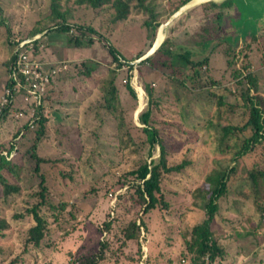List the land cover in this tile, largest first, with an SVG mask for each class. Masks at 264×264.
<instances>
[{
	"label": "rangeland",
	"instance_id": "1",
	"mask_svg": "<svg viewBox=\"0 0 264 264\" xmlns=\"http://www.w3.org/2000/svg\"><path fill=\"white\" fill-rule=\"evenodd\" d=\"M180 1L145 0L146 6L158 13L159 25L152 40L141 24L145 17L141 11H132L126 19L113 21L111 8L94 11L79 6L75 0H62L61 9L68 8V14L73 12L77 21L90 22L102 35L100 39L85 31L84 36L77 37L83 43L76 45L74 36L69 41L68 35L58 30L43 29L30 36L34 27L47 28L52 24L53 19L48 16L49 0H0V95L8 60L21 39L44 35V54L38 56L37 51V56L45 63L67 65L60 72L63 78L51 83L47 103L44 101L47 128L36 148L41 157L49 159L40 163L47 185V206L40 210L46 222L44 238L39 247L28 245L23 252L25 232L33 220L28 214L17 219L12 214L25 211L37 200L28 194L39 188V178L33 173L29 153L22 158L14 156L12 159L20 166L17 174L6 170L2 173L9 182L19 184L20 190L3 198L0 184V216L9 221L8 227L0 231V264H8L13 257L18 258L19 264H81L102 243L105 258L98 264H194L187 229L201 219L202 210L193 205V191L198 186H207L205 176L223 165V156L229 155H221L213 140L214 132L207 126L218 114L214 95L235 102L232 91L236 89L238 76L246 73L241 68L246 59L242 55L248 48L246 44H250L247 51L255 53L249 68L257 77L258 92L264 96V0H215L217 6L226 3L230 10L218 7L204 15L199 5L212 0H201L186 5L173 16L182 6H177ZM244 4L250 20L262 27L250 35L247 33L248 37L239 38V27L232 24V14L243 11ZM71 8H82L87 15ZM203 27L207 31L202 41ZM89 36H93L92 42L86 43L83 38ZM157 36L162 40L170 36L173 47L186 50L194 61L207 58V65L199 66L200 79L196 68L189 66L170 75L169 67L151 68L149 63L136 62L140 57L138 51L145 54ZM103 41L132 67H118L112 62ZM23 47L30 50L32 46L23 44ZM82 60L93 68L89 77L71 70L75 62ZM233 67H239L241 74L234 75ZM111 76L117 87L115 114L105 107L100 92ZM125 82L134 88L135 99L124 88ZM148 84L156 101L150 107L149 123L162 135L167 163L176 164L183 158L190 163L179 172L163 174L161 195L167 205L143 212L128 171L143 159L149 161L159 156L157 145L148 155L141 130L144 124L139 120L140 113L148 108L145 89ZM18 121L8 120L4 127L12 130ZM129 131L131 139L122 142V134ZM25 140L21 144L27 148L32 141ZM0 141L5 146L12 143L11 132L2 130ZM13 153L8 152L7 157L11 158ZM261 159L264 141L244 156L242 169H251ZM242 176L235 175L227 185L226 196L219 200L214 234L225 250L223 264H264V223L255 227L259 216L252 202L253 194L246 198L239 195L250 188ZM253 187L254 194L264 199V178H258ZM133 221L138 228L128 236Z\"/></svg>",
	"mask_w": 264,
	"mask_h": 264
},
{
	"label": "trees",
	"instance_id": "2",
	"mask_svg": "<svg viewBox=\"0 0 264 264\" xmlns=\"http://www.w3.org/2000/svg\"><path fill=\"white\" fill-rule=\"evenodd\" d=\"M79 6L83 8H91L94 11L101 9L103 7L111 8L113 10L112 19L113 21H122L126 19L132 11H141L145 13V17L142 20L141 24L149 34L151 39L155 35L157 26L159 25L158 13L154 11L152 7L146 6L145 0H75ZM187 0H181L177 6L184 4ZM62 0H49V18L53 19L51 25L47 28L34 27L30 36H33L37 33H40L43 29L49 30H58L65 32L68 35L69 41H71L72 36L74 43L80 45L83 42L79 41L77 37L84 36V32L88 31L93 35H98L100 38L102 35H99V32L92 26V24L84 23L82 20H76L77 16L75 14H68L69 9H61ZM225 4V3H223ZM200 13L204 15L208 10H212L217 7V3L214 1H207L201 3ZM211 6V7H210ZM176 7V6H175ZM74 9V10H73ZM175 9V8H174ZM72 11H76L80 14L87 15V12L80 8L75 9L71 8ZM70 10V11H71ZM0 22L2 23L1 19ZM203 40H205V35L207 28H202ZM78 31L79 33H76ZM41 35L39 38L33 39L24 45L31 44L30 53L32 56H35L37 59L41 60L38 56L44 54V47L46 44ZM86 43L92 42L93 36L83 38ZM102 39V38H100ZM153 40V39H152ZM23 41V39H21ZM18 43V42H17ZM43 43V44H42ZM103 46L109 51L111 56V61L116 63V65H128L129 68L132 67V64H129L119 56L116 51L106 42L103 41ZM250 44H246L245 48H249ZM151 46V45H150ZM149 46V47H150ZM247 48V49H248ZM244 51L243 57L246 58L245 62L242 64L241 68L246 69L245 74H241L239 67L234 68V75H239V79L236 82V89L232 91V94L235 98V102L225 100V97L222 95H214L216 98V111L218 114L214 116V119L210 121V125H207L208 128H212L214 132L213 140L217 142L218 148L221 150V155L229 154L227 157L223 156L224 161L223 165L217 166L216 168L209 171L205 176V183L207 186L201 188L200 186L196 187L193 191L194 201L193 205L198 206L202 210L201 219L196 221L190 228L187 229V240L188 248L192 252V258L194 264H223V259L225 257V250L220 243L215 238L213 225L215 223L216 212L219 210V200L226 196L228 192L227 185H229L235 175L241 173L244 178V183H247L249 189H245L239 193L243 198L251 196L253 194L252 202L255 206V212L258 213L259 221L255 223V227L258 228L264 223V199L259 198L254 194V185H257L258 178H264V159H261L259 162H255V166L251 169L245 167L242 169L241 163L244 159V156L253 152L254 148L264 141V96L258 92V81L257 77L252 70L249 68L251 62H253L255 53L253 51ZM37 51L39 54L37 56ZM43 52V54H42ZM144 51H138L137 57L142 56ZM16 56V50L13 49L11 57L7 63V73L10 72V64ZM176 62L179 63V67H175ZM141 63H149L150 67H155L157 65L165 68L169 67L171 69L170 75L173 73H181L182 68L189 66L190 68H196V76L199 78V66L207 65V58L194 61V59L189 58V55L185 51H178L173 47L172 39L170 36L165 37L159 46L146 58L142 59ZM54 64V63H53ZM252 65V64H251ZM71 70L76 73L83 74V77H89L90 73L93 71L92 67H89L85 62L79 61L75 62L71 66ZM62 73H58L52 78V82L55 83L57 80L63 78ZM66 75V74H65ZM115 76V75H114ZM114 76H111L107 81V86L100 89L102 98L105 104V107L115 114L116 107H113V103L117 98V87L114 82ZM8 78V77H7ZM200 79V78H199ZM8 80V79H7ZM5 81L8 85L9 80ZM182 86V82L179 81ZM124 88L129 93L132 99H135L134 88L130 85L129 82L123 84ZM146 93L148 96V108H146L139 115V120L144 126L141 130L144 133V141L148 145V155H151L152 151L155 148V145L159 147V156L157 159H151L147 161L146 159L141 160L138 165L128 171L133 179L132 186L133 190L136 193V201L140 203L143 212H147L150 209H154L157 205L160 207H165L167 204L162 199L161 195V183L163 180V174L169 172H179L187 164L189 160L183 158L181 162L176 164H168L166 160V149L164 146V140L159 130L151 126L150 119L152 109L150 107L153 104H156V101L153 97V90L150 85L145 86ZM227 96V95H226ZM24 103V102H23ZM46 105L41 104L37 107L36 116L31 120L26 115L23 118H16L14 112L18 109H21L24 113L27 112V105L19 106L14 103L7 105L2 113L0 114V132L2 130L11 132V141L8 146H5L0 141V184L2 186L3 198L16 194L20 190L19 184L16 182H9L3 175L2 170L6 172H11L13 175L17 174L18 166L14 161V156L16 158H22L24 155L29 153L31 160L34 163L33 173L38 175V189H34L32 192H29L31 195L36 197V201L33 202L30 206L24 208L25 211L16 212L12 214V217L15 219L22 217L24 215H31L33 222L27 227L24 240H23V252L29 246L39 247L41 240L44 238L46 229V222L43 218L40 210L42 207L47 206V185L45 183V176L40 172V163L47 162L49 159L41 157L37 152V144L43 139L45 134L46 126V117L43 116V111L45 110ZM233 116L230 119L228 115ZM3 121H1V118ZM15 119L19 120L12 130L7 126L8 120L14 121ZM210 120V119H209ZM227 121V122H226ZM3 123V124H2ZM30 124L32 126H30ZM130 131L122 134V142L127 143L126 140L131 139ZM123 135L126 138H123ZM31 140V145H28L27 148H24L21 142L23 140ZM25 140V141H26ZM127 145V144H126ZM4 149H8L7 152L3 153ZM14 151L11 158L7 157V153ZM230 161V163H229ZM220 164V162H218ZM237 163H240L239 166H236ZM239 167L240 169H238ZM244 193V195H243ZM31 194V195H30ZM2 198V197H1ZM61 205V204H60ZM62 206V205H61ZM9 221L4 217L0 216V231L8 227ZM106 223V227H107ZM143 224V222H142ZM133 227V228H132ZM134 228H138V225L131 223L129 229L127 230L126 235H133ZM104 244L98 248L97 251L93 252L87 256L81 264H98L100 260L105 258L104 255ZM263 260V259H262ZM18 258H11L8 264H19Z\"/></svg>",
	"mask_w": 264,
	"mask_h": 264
},
{
	"label": "built area",
	"instance_id": "3",
	"mask_svg": "<svg viewBox=\"0 0 264 264\" xmlns=\"http://www.w3.org/2000/svg\"><path fill=\"white\" fill-rule=\"evenodd\" d=\"M31 40L33 39L20 41L15 49L16 56L9 65V83L5 86L0 98V114L7 105L13 102L15 95L21 93L22 100L27 105V112L24 113L18 109L14 112V116L21 118L26 115L31 120L36 116L37 107L43 103L51 78L67 69V65L62 64L63 62L45 67L44 62L33 57L29 49L23 47V44Z\"/></svg>",
	"mask_w": 264,
	"mask_h": 264
},
{
	"label": "flooded vegetation",
	"instance_id": "4",
	"mask_svg": "<svg viewBox=\"0 0 264 264\" xmlns=\"http://www.w3.org/2000/svg\"><path fill=\"white\" fill-rule=\"evenodd\" d=\"M218 7H227V9L230 10V8H228L229 6L226 3L225 4H220V5H218L215 8H218ZM245 9H246V4L243 5V11L236 9L237 13H233L232 14V18L234 19V21H232L233 22L232 24L235 23L236 26L239 27V29H238L239 38L248 37L247 33L250 35L251 33L254 32V30L256 28H258V26L254 22H252L250 20V18L248 17V15L245 13ZM224 23H225V21H224ZM261 27L258 28V29L261 30Z\"/></svg>",
	"mask_w": 264,
	"mask_h": 264
},
{
	"label": "water",
	"instance_id": "5",
	"mask_svg": "<svg viewBox=\"0 0 264 264\" xmlns=\"http://www.w3.org/2000/svg\"><path fill=\"white\" fill-rule=\"evenodd\" d=\"M197 1H199V0H187L184 4H182V6H180L179 8H178V10L173 14V16L175 15V14H177V13H179L180 12V10H181V8H183V7H185L186 5H190V4H194L195 2H197ZM212 1H215V0H212ZM216 3H218V1H215ZM30 39H34V37L33 38H30ZM161 38L159 37V36H157L156 38H155V40H154V42H153V44L151 45V47L147 50V52L144 54V55H142V56H140L137 60H136V62H138V61H140V60H142V59H144V58H146V57H148L158 46H159V44L161 43Z\"/></svg>",
	"mask_w": 264,
	"mask_h": 264
},
{
	"label": "crops",
	"instance_id": "6",
	"mask_svg": "<svg viewBox=\"0 0 264 264\" xmlns=\"http://www.w3.org/2000/svg\"><path fill=\"white\" fill-rule=\"evenodd\" d=\"M16 48H17V47H16ZM51 64H53V63H52V62H49V63H45V62H44V66H45V67H48V66L51 65ZM6 74H7V77H8L9 73H6ZM7 77H6V80L8 79ZM52 78H54V76H53ZM52 78H51L50 83H49V85H48L47 91H46V93H45V95H44L43 104H44V101H45V103H47L48 91H49V90L51 89V87H52V86H51V83H53V82H52ZM7 81H8V80H7ZM5 86H6V83H5V85H4V88H5ZM50 86H51V87H50ZM3 91H4V89H3ZM2 94H3V93H2ZM2 94L0 95V98H1ZM49 98H50V97H49ZM12 103H14L15 105H19V106L24 105L23 100H22V95H21V93H18V94L15 95V97H14Z\"/></svg>",
	"mask_w": 264,
	"mask_h": 264
},
{
	"label": "bare ground",
	"instance_id": "7",
	"mask_svg": "<svg viewBox=\"0 0 264 264\" xmlns=\"http://www.w3.org/2000/svg\"><path fill=\"white\" fill-rule=\"evenodd\" d=\"M199 1H201V0H199ZM159 31H160V29H159Z\"/></svg>",
	"mask_w": 264,
	"mask_h": 264
}]
</instances>
